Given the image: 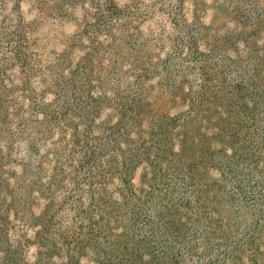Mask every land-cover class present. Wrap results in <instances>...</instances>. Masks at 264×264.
<instances>
[{"label": "rangeland", "instance_id": "rangeland-1", "mask_svg": "<svg viewBox=\"0 0 264 264\" xmlns=\"http://www.w3.org/2000/svg\"><path fill=\"white\" fill-rule=\"evenodd\" d=\"M0 264H264V0H0Z\"/></svg>", "mask_w": 264, "mask_h": 264}]
</instances>
